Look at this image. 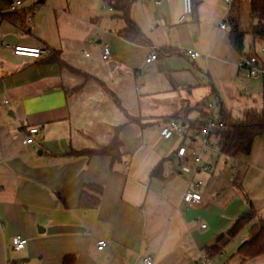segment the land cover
<instances>
[{"label": "crops", "instance_id": "crops-1", "mask_svg": "<svg viewBox=\"0 0 264 264\" xmlns=\"http://www.w3.org/2000/svg\"><path fill=\"white\" fill-rule=\"evenodd\" d=\"M101 1L109 14L99 0H23L17 11L0 0V100L9 102L0 105V264H201L204 251L211 264H264V254H239L264 219V137L249 155H218L209 172L177 156L183 146L199 154L191 135L222 111L242 119L263 107L264 76L241 69L264 46L252 36L251 0L231 8L193 0L183 24V0H136L130 18L141 43L121 35L127 24L114 1ZM233 24L245 34L243 54L231 44ZM16 46L45 54L17 57ZM170 120L182 122L184 139L161 137ZM31 128L35 143L23 145ZM115 138L117 159L84 154ZM160 164L162 177H151ZM193 181L204 202L195 210L183 203ZM84 192L100 200L96 208L80 207ZM251 206L254 220L230 235ZM16 236L28 241L22 252L13 249Z\"/></svg>", "mask_w": 264, "mask_h": 264}, {"label": "trees", "instance_id": "trees-1", "mask_svg": "<svg viewBox=\"0 0 264 264\" xmlns=\"http://www.w3.org/2000/svg\"><path fill=\"white\" fill-rule=\"evenodd\" d=\"M114 8L122 13L127 27L120 33L126 39L141 43L144 36L135 26L130 18L132 5L136 0H113ZM43 2V0H41ZM112 5V3H111ZM251 12L255 20L252 36L255 42L264 44V0H251ZM230 40L232 46L243 54L245 34L241 32L235 24L232 25ZM221 122L226 125V129L218 134L221 154L226 158H234L238 155H249L252 151L253 144L258 137H264V78H263V107L260 110L251 109L244 113L242 119H233L222 111ZM120 142L115 138L112 144L106 148L95 151H88L84 154L92 155H108L117 159L119 155ZM163 165L160 164L153 170L151 177H162ZM100 200L94 199L88 201L84 192L80 199V207L84 209L96 208ZM256 217V211L251 206L249 210L243 214L230 229L229 234L235 236L247 224L252 222ZM239 254L243 259L255 258L264 254V219H260L251 229V238L244 243L239 249ZM63 264H73L72 257H66Z\"/></svg>", "mask_w": 264, "mask_h": 264}, {"label": "built area", "instance_id": "built-area-1", "mask_svg": "<svg viewBox=\"0 0 264 264\" xmlns=\"http://www.w3.org/2000/svg\"><path fill=\"white\" fill-rule=\"evenodd\" d=\"M237 0H225V4L231 8L233 4ZM239 1V0H238ZM23 0H10V10L17 11L23 7ZM194 13V5L193 0H183V13L180 17V24L186 22L188 18H190ZM32 22V18H28V23ZM222 29L226 28V25L223 23L221 25ZM6 46V45H2ZM13 53L17 57L40 60L44 57L45 51L42 48H31L24 46H16L13 49ZM112 52L109 46L105 45L102 49L101 58L103 61H109L111 58ZM185 55L191 59H197L201 55L198 52L187 51ZM86 56H89L87 54ZM264 57V46H262L259 51L254 52L252 55H249L245 58L241 64V69L245 73L248 78H258L264 76V61L261 59ZM158 59V53L155 52L150 55L146 63L150 64ZM8 101H1L0 105H7ZM212 109L216 107L211 105ZM226 125L220 120L215 119L214 117L210 118L206 121L200 128L191 135V140L195 142L201 143L202 149L198 154L197 152H188V149L183 146L180 147L177 151V156L179 158H185L187 155H191L193 161L196 165V168L202 170L203 172L210 171V164L215 162L218 155H221V147L218 134L225 130ZM37 128L29 129V137L23 142V145H31L35 143L34 136L38 134ZM161 137L165 140H169L175 136L184 139L187 136L186 128L182 124L180 120H170L168 121L161 129ZM207 156L208 161H203V156ZM204 163V164H202ZM184 172H191L190 169L183 167ZM193 185L195 190H189L185 193L183 197V203L187 207V209H198L201 205H203V197L197 192L198 188L202 185L201 182H194ZM205 228V226H203ZM28 241L21 236H16L13 238L12 245L13 249L16 252H22L25 250ZM107 243L105 240L98 242V250L102 251L106 247ZM145 264H154V261L150 257H146L144 260ZM201 264H211V259L206 251H204L201 255Z\"/></svg>", "mask_w": 264, "mask_h": 264}, {"label": "rangeland", "instance_id": "rangeland-1", "mask_svg": "<svg viewBox=\"0 0 264 264\" xmlns=\"http://www.w3.org/2000/svg\"><path fill=\"white\" fill-rule=\"evenodd\" d=\"M99 1H100V3H101V7H100V8L102 9V11H103V8H106V12H105V14H109V11H108V10L111 8L110 3H109L108 1H105V2H104V1H101V0H99ZM250 6H251V5H250ZM101 9H100V10H101ZM102 11H101V12H102ZM256 48H257V50L259 49L258 45H257ZM262 77H263V76H262ZM262 77H261V81H262Z\"/></svg>", "mask_w": 264, "mask_h": 264}]
</instances>
